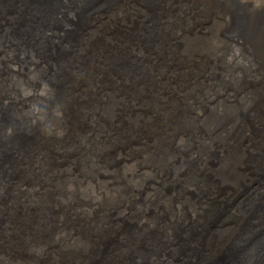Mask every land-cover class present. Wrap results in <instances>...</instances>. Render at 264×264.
I'll list each match as a JSON object with an SVG mask.
<instances>
[{
  "label": "bare ground",
  "instance_id": "6f19581e",
  "mask_svg": "<svg viewBox=\"0 0 264 264\" xmlns=\"http://www.w3.org/2000/svg\"><path fill=\"white\" fill-rule=\"evenodd\" d=\"M1 223L0 264H264V0H0Z\"/></svg>",
  "mask_w": 264,
  "mask_h": 264
},
{
  "label": "rangeland",
  "instance_id": "374dc122",
  "mask_svg": "<svg viewBox=\"0 0 264 264\" xmlns=\"http://www.w3.org/2000/svg\"><path fill=\"white\" fill-rule=\"evenodd\" d=\"M102 19H104V20H106L107 22H112V21H114V19H113V17H111V18H109V19H107V16L105 15L104 17H102ZM119 21H121V22H123L121 19H119ZM124 26H126V24L124 23ZM103 29H104V32L106 31V29H108V28H106V27H103ZM201 30L203 31V32H198V34H200V33H207L206 32V30H203L202 28H201ZM11 37V36H10ZM102 39V41L104 42V43H106V42H108L109 41V38L108 37H102L101 38ZM29 51V50H28ZM98 63H100V62H98ZM260 66H262V65H260ZM5 95V94H4ZM7 95L9 96V93H7ZM12 95V94H11ZM9 98H12V97H10L9 96ZM12 103H13V100L12 101H10L9 102V104H11L12 105ZM8 104V103H7ZM35 130H34V135L36 136V138H35V144H34V146H36V140H40L42 137H43V139L45 138V131H44V129H43V127H41V128H37V126L35 127V125H34V127H33ZM28 134V133H27ZM30 135H32V131L31 132H29V134H28V136H26V137H23L22 139H20L21 140V143L24 141L25 142V145L26 144H33L31 141L32 140H28V139H30L29 138V136ZM49 138V137H48ZM47 138V139H48ZM14 142L15 143H18V140L17 139H14ZM69 143H71V142H68V144ZM46 145H44V147H45ZM42 148V149H45V148ZM2 158V157H1ZM249 176V175H248ZM248 176H247V178H248ZM244 179L243 180V183H246L245 184V187L244 186H240V191L241 192H244V188H246V186L248 187V186H250V183H247V180L248 179ZM248 184V185H247ZM224 197H225V195H224ZM211 211V210H210ZM219 211L220 210H215L214 211V215H215V217H214V219L217 221L218 219H220V218H222L224 215H225V211L224 212H221V213H219ZM215 221V222H216ZM210 222H213V220L211 219L210 220ZM4 224V226H5V228L3 227V225H2V223L0 224V232H1V234H3V235H7L6 233L8 232V229H9V227L6 225V223H3ZM213 225V224H212ZM13 226V225H12ZM85 228V227H84ZM84 228H83V230H84ZM133 230H131V229H129L128 230V232H127V235L128 236H130V235H132L133 234V232H132ZM90 238L89 239H91V240H94L95 238L94 237H92V236H89ZM79 240H87V236H85V237H82L81 239H79Z\"/></svg>",
  "mask_w": 264,
  "mask_h": 264
},
{
  "label": "water",
  "instance_id": "95a60500",
  "mask_svg": "<svg viewBox=\"0 0 264 264\" xmlns=\"http://www.w3.org/2000/svg\"><path fill=\"white\" fill-rule=\"evenodd\" d=\"M251 242L249 243V244H247V245H244V246H241V248H240V253H242V252H245L246 250H248V248L251 246V244H252V239L250 240ZM232 261V260H231ZM231 263V262H230Z\"/></svg>",
  "mask_w": 264,
  "mask_h": 264
}]
</instances>
